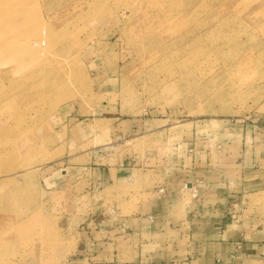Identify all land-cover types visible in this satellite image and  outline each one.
Listing matches in <instances>:
<instances>
[{
    "label": "rangeland",
    "instance_id": "1",
    "mask_svg": "<svg viewBox=\"0 0 264 264\" xmlns=\"http://www.w3.org/2000/svg\"><path fill=\"white\" fill-rule=\"evenodd\" d=\"M253 146L264 0H0V264H76L94 218L124 250L163 174Z\"/></svg>",
    "mask_w": 264,
    "mask_h": 264
},
{
    "label": "crops",
    "instance_id": "2",
    "mask_svg": "<svg viewBox=\"0 0 264 264\" xmlns=\"http://www.w3.org/2000/svg\"><path fill=\"white\" fill-rule=\"evenodd\" d=\"M241 149L242 170L237 174L210 170L209 163L198 167V162L183 173L163 174L158 195L148 213L126 220L121 229L126 239L124 250L117 245L121 238L118 224L106 218H94L87 226L83 224L82 229L94 226V250L79 239V257L75 261L84 260L82 264H108L112 260H117L113 264H230L231 261L264 264V152H256V146L253 152L251 148ZM248 160L253 167L247 169ZM201 169L205 170L201 172ZM103 225H110L109 229ZM135 239L139 241L136 249L132 245ZM106 256L112 259L103 260ZM123 256L126 260L118 262ZM88 259L90 263L86 262Z\"/></svg>",
    "mask_w": 264,
    "mask_h": 264
}]
</instances>
